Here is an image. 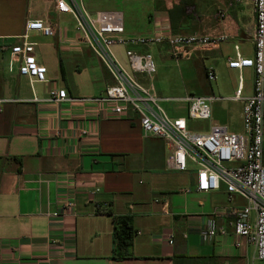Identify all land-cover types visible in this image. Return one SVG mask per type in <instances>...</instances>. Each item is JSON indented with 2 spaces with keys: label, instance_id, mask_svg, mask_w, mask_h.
Returning a JSON list of instances; mask_svg holds the SVG:
<instances>
[{
  "label": "crops",
  "instance_id": "obj_1",
  "mask_svg": "<svg viewBox=\"0 0 264 264\" xmlns=\"http://www.w3.org/2000/svg\"><path fill=\"white\" fill-rule=\"evenodd\" d=\"M152 2L156 7L144 36L168 29L224 37L214 47L191 49L188 57L172 55L167 45L111 48L127 71V50L153 56L157 95L178 100L160 103L169 117L186 118L182 99L188 95L214 97V92H225L233 101L240 89L242 99L251 96L252 69L237 71L227 65L236 53L253 57L254 16L247 10L249 4L215 0L227 17L219 19L214 13L196 20L192 31L194 19L186 12L197 0ZM78 4L92 16L120 13L123 37L132 36L117 0ZM194 7L200 10L203 5ZM35 20L48 26L52 35L29 33L36 61L46 68V82L31 85L8 62L10 48L23 42L25 23ZM208 72H213L212 80ZM135 78L147 83L141 75ZM112 84L75 19L59 13L56 0H0V264H256L252 245L234 246L232 217L214 215L217 210L242 208L246 201L238 195L229 201L223 186L196 192L192 166L187 172L168 170L169 151L162 140L146 136L134 115L110 118L107 106L94 101ZM62 89L69 101H48L49 91ZM235 102L242 123L243 100ZM211 123L218 125L219 120L213 117ZM187 129L200 132L188 121ZM67 203L74 206L66 208ZM105 210L131 217L136 232L133 258L112 259L113 223ZM210 220L225 234L217 233L204 243L200 231Z\"/></svg>",
  "mask_w": 264,
  "mask_h": 264
},
{
  "label": "built area",
  "instance_id": "obj_2",
  "mask_svg": "<svg viewBox=\"0 0 264 264\" xmlns=\"http://www.w3.org/2000/svg\"><path fill=\"white\" fill-rule=\"evenodd\" d=\"M70 1L71 4L67 0H56L57 11L73 16L83 41L113 79V84L94 101L107 106L110 118L134 115L146 136L162 140L169 151L168 170L187 172L192 166L196 175V192L207 193L223 186L229 201L233 195L242 197L246 201L244 207L217 210L214 215L232 217L234 246L252 245L256 264H264V0H233L235 3L248 2L254 16L253 57L242 58L236 53L227 61L230 69L241 71L249 68L254 73L251 96L242 99L239 89L233 97V101L243 100L241 134L229 133L226 127L219 125H211L207 132L189 131L187 121L210 120V103L221 98L188 95L182 99L187 104L186 118H171L160 103L178 100L162 99L157 95L153 86L156 74L153 56L127 50V71L111 53L116 44L143 48L167 45L172 55L188 57L191 49L214 47L224 40L223 36L178 34L167 29L153 35L123 37L120 13L97 12L92 16L79 6L80 0ZM220 16L224 19L227 13L221 11ZM30 32L43 37L52 35L51 29L41 21H27L23 42L21 46L10 48L8 64L9 67L16 66L18 74L27 77L32 85L46 82V68L36 61L34 44L28 41ZM136 74L143 76L147 83L137 81ZM213 77V72H208L207 78L212 80ZM48 101L61 103L69 99L65 90H51ZM72 206V203L65 205L66 208ZM217 233L225 234V231L217 230L214 221L210 220L208 226L200 231V236L204 243H210ZM172 242L171 238L169 243Z\"/></svg>",
  "mask_w": 264,
  "mask_h": 264
},
{
  "label": "rangeland",
  "instance_id": "obj_3",
  "mask_svg": "<svg viewBox=\"0 0 264 264\" xmlns=\"http://www.w3.org/2000/svg\"><path fill=\"white\" fill-rule=\"evenodd\" d=\"M215 0H197V3H192V6L187 9V16L193 17L191 23V30L195 31L197 26L196 20H201L210 15L216 13L219 19H223L220 16V12L227 10L220 7L219 3H214ZM220 1V0H219ZM226 4H249L248 2L235 3L233 0H221ZM121 3V9L124 11V25L126 30L132 34V36L143 35L144 30L148 28V18L153 14L156 3L152 0H117V4ZM203 5V8L198 10L194 5ZM250 5V4H249ZM247 5V10L252 13L251 7ZM218 7L219 9H215ZM154 15V14H153ZM152 15V16H153ZM199 91L194 92L197 94ZM215 98H221L219 101L210 103L211 119L208 121H188V125L195 131L206 132L211 126L213 117L219 120L218 125L225 126L229 133L241 134L243 132V126L241 123L239 105L235 101H230L225 92H214Z\"/></svg>",
  "mask_w": 264,
  "mask_h": 264
},
{
  "label": "trees",
  "instance_id": "obj_4",
  "mask_svg": "<svg viewBox=\"0 0 264 264\" xmlns=\"http://www.w3.org/2000/svg\"><path fill=\"white\" fill-rule=\"evenodd\" d=\"M103 213L110 216L113 223L112 259L123 261L133 258L132 246L136 232L131 217L115 216L111 210H105Z\"/></svg>",
  "mask_w": 264,
  "mask_h": 264
}]
</instances>
